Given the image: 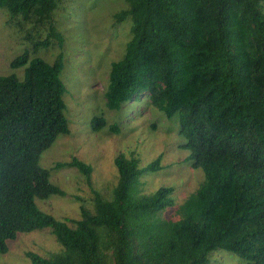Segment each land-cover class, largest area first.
<instances>
[{"label":"trees","instance_id":"obj_1","mask_svg":"<svg viewBox=\"0 0 264 264\" xmlns=\"http://www.w3.org/2000/svg\"><path fill=\"white\" fill-rule=\"evenodd\" d=\"M64 1L0 0L7 23L33 42L10 61L23 78L0 75V254L19 234L48 229L59 250L27 252L30 264H213L222 251L264 264V0H125L114 14L132 26L123 58L111 65L107 108L120 111L146 93L167 118L178 114L186 163L205 176L178 206L177 221L162 217L176 204L174 188L142 194L143 176L162 170V156L141 168L139 157L119 155L109 196L92 187L90 165L58 163L52 170L86 176L92 204L76 197L80 218L64 220L39 207L67 196L39 164L70 134L64 56L49 63L37 55L63 47L54 15ZM105 125L95 117L92 130Z\"/></svg>","mask_w":264,"mask_h":264},{"label":"rangeland","instance_id":"obj_2","mask_svg":"<svg viewBox=\"0 0 264 264\" xmlns=\"http://www.w3.org/2000/svg\"><path fill=\"white\" fill-rule=\"evenodd\" d=\"M127 5L125 0H65L54 15L55 27L64 38L63 47L52 44L37 54L53 63L63 53L65 61L61 77L67 88L64 101L70 134L60 135L39 159L43 168L51 170V181L67 196H52L38 201V205L60 220L80 218L81 202L76 197L88 206L94 198L86 176L77 168L52 170L58 163L73 158L93 168L92 187L109 196L118 182L115 159L119 155L139 157L141 168L162 156V170L143 176L141 189L142 194L148 195L161 187L174 188L176 204L162 213L163 218L172 221L179 219L178 206L205 179L203 170H195L186 163L189 151L181 148L186 139L180 133L178 114L167 118L150 104L146 93L120 111L106 106L104 93L109 86L111 65L123 58L131 38V19L118 24L114 14ZM7 21V14L0 10V75L16 73L23 78L24 69H11L10 61L32 48L33 42ZM27 28L31 29L29 25ZM46 38L47 30L40 31L36 39ZM95 117L106 120L105 127L98 132L92 130ZM114 125L119 128L118 133L112 131ZM8 247L6 254H0V264H30L27 252L50 256L59 250L48 229L19 234L8 242ZM222 252L214 254L213 264H244L237 256Z\"/></svg>","mask_w":264,"mask_h":264}]
</instances>
